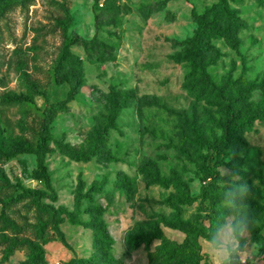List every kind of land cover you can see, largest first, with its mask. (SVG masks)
<instances>
[{"label":"rangeland","instance_id":"obj_1","mask_svg":"<svg viewBox=\"0 0 264 264\" xmlns=\"http://www.w3.org/2000/svg\"><path fill=\"white\" fill-rule=\"evenodd\" d=\"M11 2L0 21V264L100 260L96 234L71 224L69 213L81 222L106 225L113 240L112 264H161L157 241L149 248L153 260L143 245L130 252L125 242L128 235L150 233L159 225L166 239L181 243L185 235L165 225L174 219L192 222L195 230L202 224L212 234V241L197 240L203 261L264 264V118L243 131L244 143L214 154L219 178L214 194L219 199L212 204L199 199L206 183L204 154L221 136L220 113L211 100L189 93L183 50L196 29L194 14L216 0ZM62 7L71 17L67 36L88 42L70 47L75 56L70 66L80 64L83 83L67 110L55 117L44 159L52 193L43 202L56 210L53 220L61 219L64 242L53 230L51 216L39 213L32 199L21 195L38 187L32 177L35 156L4 157L16 142L36 147L44 108L63 101L69 91V84L53 81ZM230 7L243 24L238 52L213 41L218 60L206 71L215 84L227 80L264 87V0H242ZM12 95H26L30 101L10 102ZM263 100L262 90L251 91L256 106ZM104 129L106 159L75 162L56 146L61 142L86 154ZM152 164L161 177L177 182L165 187L149 181ZM228 196L239 202H226ZM213 205L217 214L211 217ZM12 239L38 244L42 262L32 260L24 248L9 253Z\"/></svg>","mask_w":264,"mask_h":264},{"label":"trees","instance_id":"obj_2","mask_svg":"<svg viewBox=\"0 0 264 264\" xmlns=\"http://www.w3.org/2000/svg\"><path fill=\"white\" fill-rule=\"evenodd\" d=\"M241 1L216 0L214 4L206 8L202 13L194 14L196 29L194 35L184 44L183 61L189 68L186 74L189 93L197 100H211L220 113V140L215 145H208L203 157L205 164L203 181L206 183L201 187L199 195L201 204L205 201H209L212 204L219 199L214 194L218 189L217 182L219 181L218 175L214 171L215 163H212L214 154L220 148H225L235 143H244L242 138L243 131L249 130L257 119L264 118V100L260 107L250 101L252 90L260 89L264 94V87L261 84L250 85L244 83L239 86L227 80H222L221 83L215 84L206 71L209 65L216 64L218 60L215 47L212 45L213 41H221L231 51L238 52L240 45L239 33L243 29V24L230 5ZM11 5V0H0V21ZM70 23L69 12L62 7V18L56 21L57 28L61 32V49L54 66L53 81L59 86L65 83L69 84L70 88L66 98L61 102L51 103L44 108L39 130V141L35 148L28 147L22 142H16L11 146L9 152L4 154L6 158H12L22 153L35 156L36 168L32 172V177L37 181L38 187L23 190L21 195L30 197L39 213L46 212L51 216L52 228L62 242H64V239L58 227L61 219L53 220L57 213L56 210L43 202L44 198L50 197L52 193L50 177L44 159L49 151V144L52 139L50 130L55 117L67 110V105L75 98L83 83V72L80 64L76 67L70 66V61L75 57L70 47L74 44L86 46L88 42L82 41L78 37L69 38L67 36L66 31ZM9 101L29 102L30 98L26 95H12ZM239 121L241 122L239 123ZM105 134H107L106 129L98 134L92 150L86 154L75 151L61 142H57L56 146L61 153L75 162H87L94 156L106 159L108 156L104 150ZM147 177L149 181L165 187L177 182L173 177H161L155 164L151 165ZM261 181L264 187V176ZM46 191H49V193H46ZM174 199L182 204L189 203L188 199L185 200L182 197H174ZM226 199V202H234V205L239 202L236 196L234 198L228 196ZM97 211H100V209H97ZM215 214H217V209L213 205L211 217ZM68 219L73 225H80L92 230L97 236L100 250V260H97L96 256L87 259L75 257L70 264H112L113 260L110 257V250L113 240L108 233L106 225L102 221L81 222L74 213H69ZM165 225L184 234V240L181 243L170 241L163 236L159 225H154L150 233L128 235L125 242L126 249L131 252L143 245L148 251L149 260H153L154 252L149 251V248L157 241L163 254L161 264H210L207 261H203L204 257L200 255V246L197 242L199 238L206 241L213 240L212 234L202 224L199 225L197 230H195V225L192 222L184 220L174 219L171 222L166 221ZM233 229L235 236L239 240V224L235 222ZM19 248L26 249L30 253V258L35 262H42L43 255L38 244L28 240H10L9 253Z\"/></svg>","mask_w":264,"mask_h":264}]
</instances>
